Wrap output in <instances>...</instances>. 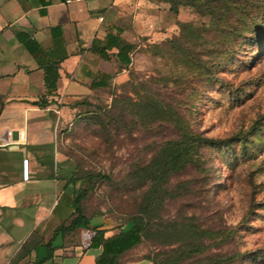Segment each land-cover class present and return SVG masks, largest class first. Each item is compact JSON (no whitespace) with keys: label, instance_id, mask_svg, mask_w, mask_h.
Returning <instances> with one entry per match:
<instances>
[{"label":"rangeland","instance_id":"rangeland-1","mask_svg":"<svg viewBox=\"0 0 264 264\" xmlns=\"http://www.w3.org/2000/svg\"><path fill=\"white\" fill-rule=\"evenodd\" d=\"M123 7L138 15L132 63L76 107L77 99H63L44 112L40 177L53 194L75 177L71 190L89 189L86 212L116 225L147 204L151 223L138 255L166 264H264V0ZM186 131L208 142L184 166L181 157L158 171L157 158L183 147ZM32 145L12 152L9 173ZM61 197L64 206L68 193ZM15 248H5L14 253L8 264L23 252Z\"/></svg>","mask_w":264,"mask_h":264},{"label":"crops","instance_id":"crops-1","mask_svg":"<svg viewBox=\"0 0 264 264\" xmlns=\"http://www.w3.org/2000/svg\"><path fill=\"white\" fill-rule=\"evenodd\" d=\"M125 1L48 0V4H39L37 0H0V129H26V143H33L19 153L16 168L10 173L9 156L18 146L9 150L0 147V245L5 244L0 246V264H8L14 256L5 253L8 244H16L18 252L30 238L36 246L13 264H96L103 251V245L91 246L94 232L86 227L64 234L59 231L51 249L45 244L72 215L75 191L62 181L60 194L57 190L53 194L51 180L40 177L37 158L43 157L46 142L41 132L48 130L49 124L40 117L57 101L78 99L98 90L91 87L92 82L113 85L124 75L127 68L117 57V46L109 49L110 58L105 59L92 49V44L106 43L108 33L134 43L130 31L138 26V15L127 14ZM21 32L26 33L31 47L20 40ZM61 58L59 67L54 66ZM47 70L59 73L56 91H47ZM40 99L51 102L41 106L36 103ZM17 118H23V122ZM24 156L31 159L29 180L22 178ZM50 177L56 179L52 173ZM63 193H68L64 206ZM91 223L107 228L106 236L119 231L106 215H95ZM132 254L131 249L123 255V264H153L148 258Z\"/></svg>","mask_w":264,"mask_h":264},{"label":"trees","instance_id":"trees-1","mask_svg":"<svg viewBox=\"0 0 264 264\" xmlns=\"http://www.w3.org/2000/svg\"><path fill=\"white\" fill-rule=\"evenodd\" d=\"M39 4H48V0H37ZM174 1V0H169ZM26 33L21 32L19 34V38L22 42L26 44V46L31 47V45L27 41ZM107 42L102 45L92 44V49L100 54L105 59L110 58L109 49L117 46L119 48L117 52V57L119 61L123 64V67L128 68V66L132 63V56L130 52L134 51L135 44L132 42L124 41L120 35H111L108 33L106 36ZM63 58L55 61L54 66L59 67L60 62ZM51 64V66H53ZM59 79V73L46 71L45 74V85L47 91H56L57 90V82ZM110 83L106 81H97L92 82L91 87L94 89H104L110 87ZM79 99V98H78ZM75 100L73 102V107H76L80 104V101ZM51 101L46 99H40L36 101L37 104L41 106H47ZM213 141V139H211ZM200 142H208L207 138L203 136H194L193 134H189L187 131L184 135V146L179 147L174 154L164 155L160 158H157L158 165H160L158 171H163L168 166H171L173 160L178 159L180 161L181 157H184V164L192 159V156L195 152L198 151V144ZM70 181H66V185H70L73 181L76 180L75 177H69ZM75 191L74 196V205L75 209L72 215L63 223H61L54 231L53 236L45 243L49 249L51 246L53 238L60 231L63 234L66 232H71L81 227H86L93 230V236L91 241V246L98 247L103 245V251L97 256L96 264H123L125 258L123 255L132 249V255L135 257H144L152 260L153 264H166L165 262H160L156 260L151 254L145 252L144 254L138 255L136 253L139 246L142 244L146 230L149 227L151 220L148 219V205L145 204L141 214L133 215L129 218L125 223H117L114 228H118L119 231L106 236L107 228H102L98 224L91 223L92 218L96 214H88L83 204V200L88 195V186L78 187ZM36 243L33 242V238L27 240L21 247L20 250H23L19 255L21 256L25 252H30ZM19 256V257H20ZM123 257V258H122Z\"/></svg>","mask_w":264,"mask_h":264},{"label":"built area","instance_id":"built-area-1","mask_svg":"<svg viewBox=\"0 0 264 264\" xmlns=\"http://www.w3.org/2000/svg\"><path fill=\"white\" fill-rule=\"evenodd\" d=\"M71 1V0H67ZM100 19L103 20L104 16L101 15ZM27 130L25 129H14L11 127H5L0 129V147H10L16 144L21 145L27 142ZM31 159L28 156H24L22 159V178L29 180L31 177Z\"/></svg>","mask_w":264,"mask_h":264},{"label":"water","instance_id":"water-1","mask_svg":"<svg viewBox=\"0 0 264 264\" xmlns=\"http://www.w3.org/2000/svg\"><path fill=\"white\" fill-rule=\"evenodd\" d=\"M16 147H17L16 144L10 146L11 149L16 148Z\"/></svg>","mask_w":264,"mask_h":264}]
</instances>
